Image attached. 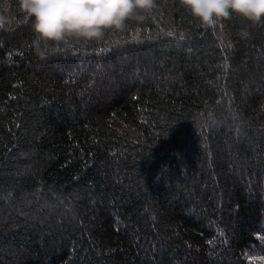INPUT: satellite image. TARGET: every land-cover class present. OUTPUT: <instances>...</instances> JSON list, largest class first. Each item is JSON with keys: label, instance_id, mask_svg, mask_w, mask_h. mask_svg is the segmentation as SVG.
<instances>
[{"label": "trees", "instance_id": "1", "mask_svg": "<svg viewBox=\"0 0 264 264\" xmlns=\"http://www.w3.org/2000/svg\"><path fill=\"white\" fill-rule=\"evenodd\" d=\"M0 14V264H264V22L156 0L41 59Z\"/></svg>", "mask_w": 264, "mask_h": 264}, {"label": "clouds", "instance_id": "2", "mask_svg": "<svg viewBox=\"0 0 264 264\" xmlns=\"http://www.w3.org/2000/svg\"><path fill=\"white\" fill-rule=\"evenodd\" d=\"M30 20L34 49L43 59L42 43L53 44L69 38L99 40L106 30H122L128 20L143 21L156 0H16ZM202 26L210 27L232 15L249 24L264 22V0H178ZM9 17L0 14V28Z\"/></svg>", "mask_w": 264, "mask_h": 264}]
</instances>
